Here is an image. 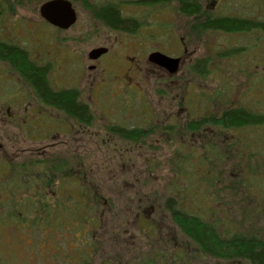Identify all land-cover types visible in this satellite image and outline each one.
I'll list each match as a JSON object with an SVG mask.
<instances>
[{"label":"flooded vegetation","instance_id":"flooded-vegetation-1","mask_svg":"<svg viewBox=\"0 0 264 264\" xmlns=\"http://www.w3.org/2000/svg\"><path fill=\"white\" fill-rule=\"evenodd\" d=\"M70 1L76 10L77 21L68 29L54 26L41 17L44 22L56 28L58 33L73 28L79 20L80 10L74 0ZM133 1L148 8L163 0H83L84 31L88 32L87 28L89 31L94 28L95 32V27H104L114 32L135 33L140 26L139 20L130 9ZM183 1L177 0L180 13ZM192 2L193 7L200 6L198 0ZM162 6V9L167 8V5ZM178 40L176 37L173 42L177 45ZM88 44L89 51L84 53L78 51L76 44L70 48H59L53 44H50L48 49L40 47V54L56 56L53 64H43L38 59L36 61L31 57L29 50H26L30 60L34 62L32 73H26L22 67L15 65L11 58L3 52L0 53V62L3 63L0 69V99L11 97L9 101L3 102L4 105L0 104V125L14 129L10 135L16 137H9L8 129L0 132L1 163L6 166L15 163L18 167V163L25 157L34 159L38 156L45 157L47 154L83 163L88 154L92 153L97 160L104 161L97 174L103 177L102 171H106L110 175L109 191L114 194L116 201L120 202L114 215L116 217L112 219L115 232L111 235L106 233L104 236L99 234V242H108L110 236L119 235L123 229L131 226L137 232L139 240L134 244L126 241L125 251L118 250L123 253L120 257H135L143 252L167 256L173 250L185 256L197 255L195 243L185 234L160 233L159 218H156L159 214L161 216V213H156V208L171 217L160 202L154 203V196L161 189H147L151 184H147L149 180L145 179L146 172L147 175L151 174L152 162L157 159L146 150L152 149V145L156 143L169 145L176 141L181 151L185 149V155L193 154L196 159L246 161L247 158L254 157L257 162L262 161L264 73L248 75L249 79L244 78L254 82L251 85L246 84L245 87L248 88L241 90L239 102L219 101L210 83H200L206 75L210 76L211 82L214 75L183 71L187 47L179 54H170L156 48L143 59H139L128 55L124 49L121 50L119 45L124 43L120 44L110 38L107 41L96 40ZM0 45H11L15 47V52L18 49L21 53L24 52L21 45L9 43L1 37ZM133 46L135 43H128L129 48ZM97 49L106 51L91 57V52ZM153 52L178 58L177 71L173 72L151 61L149 57ZM67 68L72 71L68 78L63 73ZM7 69L14 71L17 80L27 89H10V93L5 92L4 85L12 76L7 77ZM40 74L43 75L45 89L34 82ZM72 76L74 78L70 79ZM219 81L227 83L225 77L223 81ZM222 83L220 92H226ZM152 84L157 85L154 90L151 89ZM70 96L75 98L74 105L77 108H82L91 115L83 117L82 112L80 115H71L64 100ZM237 111L242 117L239 122H233L232 113ZM119 113L128 114L131 121L119 120ZM248 130H253L254 133L247 134ZM220 142H223V146L215 150ZM251 144L258 145L257 152L252 150ZM137 162L144 164L141 169L145 176L138 173ZM241 164L243 167L245 162ZM127 165L130 167L127 168ZM19 181L22 182L21 178ZM126 211L128 212L124 213ZM107 221L110 223L109 228L111 220ZM172 224L175 226L173 222ZM111 243L110 241L109 245ZM100 249V258L105 256L109 262L114 261L115 257L107 253V248Z\"/></svg>","mask_w":264,"mask_h":264},{"label":"rangeland","instance_id":"rangeland-1","mask_svg":"<svg viewBox=\"0 0 264 264\" xmlns=\"http://www.w3.org/2000/svg\"><path fill=\"white\" fill-rule=\"evenodd\" d=\"M45 1L47 0H0V37L9 43H17L24 49L29 50V53L32 54L31 57L33 56L34 58H32L36 61L37 59L40 60L43 64L48 62L53 64L55 62L56 56L54 57L51 54L49 57L39 52L40 47L48 49L50 44L59 48L65 46L70 48L76 44L78 51L84 53L85 51H89L90 46L88 43L96 40L107 41L110 38L120 44L124 43L119 45V47H122L121 50L124 49L128 55L136 56L139 59H143L144 56H147L156 48L170 54H179L183 52L184 47H187L188 53L183 71L187 73L194 72V65L198 68V62L205 61L204 67L207 71L209 69V74L214 75V77L210 82V76L206 75L204 79L200 80V83H210L211 88L214 89L212 91L215 93L216 98L219 101L227 102H239L241 90L248 88L245 87L246 84L251 85L254 82L253 80L247 81L244 78L249 79L248 75L259 72L264 73V31L251 29L231 33L212 29L199 30L195 26V17L191 18L180 13L177 0L157 1V3L148 7L149 9L133 1L130 9L135 18L139 20L140 26L136 30L137 32L135 31L133 34L114 32L104 27H95L97 29L95 32L93 31L94 28L90 29V31L87 28L88 32L84 31L85 16L83 15V0H74L81 13L76 25L66 32L58 33L56 28L44 22L40 16L39 8ZM198 1L212 15H238L253 21L264 18V0ZM162 4L167 5V8L162 9ZM166 23L168 24L165 25ZM176 37L177 40L180 37L183 38V40L177 41V45L173 42ZM129 42L130 44L135 43V46L129 48ZM2 66L3 63L0 62V69ZM69 69L67 68L63 72L67 78L72 73ZM6 71L8 78L12 76L4 85V88H6L4 89L5 92L10 93V89H27L20 80H17V75L14 71L10 69ZM224 77L227 80L226 84L219 81V79L223 81ZM73 78L74 76L70 77V79ZM221 83L225 86L227 93L220 92L222 90ZM156 87V84H152L151 89L154 90ZM10 98H5V100L0 99V104L4 105L3 102L9 101ZM160 108H162L161 105ZM118 116L119 120L131 121L130 116L126 113H119ZM7 129L8 136L16 139L14 135H10L11 131H15L14 129L10 127L5 128L0 125V132ZM253 133V130L247 131V134ZM175 142L169 145H158L156 143L152 145V149L146 150L157 159L151 165L153 168L151 174L147 175L146 172L145 179L149 180L147 184H151V186H147L148 191H152L153 188L150 187H154L155 189H161L158 191L161 194L163 189L166 190V188L171 187V183L176 181V176L171 171L173 169L168 166L170 164L166 160L170 158L169 156L175 155L176 161L180 162V153L185 155V149L181 151L178 142ZM218 145L215 150H219L220 146H223V142L218 143ZM251 147L253 151H258V145L251 144ZM91 157L98 163V173L103 163L101 164L92 153H89L88 158ZM216 162L217 166H215L214 171L218 176L214 174V176L207 175L203 178L205 182L202 181L203 187L208 188L203 189L204 195L206 194L209 201L208 204L211 203L210 205L214 206V212L208 214L209 218L212 219L211 222L216 224L221 230L226 231L224 219L227 218L229 220V217H231L233 222H238V225L244 231L250 232L252 229H256V232L264 234V159L257 162V160H254V157L247 158L246 161L219 158ZM242 162H245L243 167ZM142 166H144L143 163L137 162L138 173L140 176H145L141 169ZM129 167L130 165H127V168ZM102 180L104 181V179ZM186 180L181 177L176 185L182 186ZM209 180H212L214 185ZM125 191L127 192V190ZM170 193L167 189L166 196H169ZM109 196H114V194ZM118 205H120V202H117ZM156 211V213H161V216L159 214L156 218H159L158 222L161 226V234H165L166 232L180 234L170 221V218L160 208H156ZM107 220L102 224L103 227L99 231L103 236L106 233L107 235H111L115 232V229L112 228L114 220H111L109 228L110 223ZM125 225L126 223L123 219L124 228ZM125 230L123 229L119 235H114L115 237L110 236L108 242L101 240L99 244L101 248H107L108 254L118 257L117 262L119 263L123 258L120 257V254L123 253L118 250L125 251L124 243L130 241L131 244H134L139 240L134 228L127 226ZM45 234L47 235L45 238L42 235L31 238V236L26 235L25 231H19L18 227L15 228V232L13 233H5V230L0 227V264H82L83 258L79 256L82 252L83 254L86 253L84 245L83 250H81V246L79 248V243H77L78 248L75 250L76 243L72 242L69 238L70 242L65 241V238L55 241L57 236L54 232L48 231ZM110 241L112 243L109 245ZM113 243L115 244L113 245ZM69 250H72L71 255L65 256V258L69 257L70 262L69 260L64 261V253L62 252ZM100 253L101 249H99ZM193 256L195 257L191 259L192 264H225L223 260L211 258L203 253L193 254Z\"/></svg>","mask_w":264,"mask_h":264},{"label":"trees","instance_id":"trees-1","mask_svg":"<svg viewBox=\"0 0 264 264\" xmlns=\"http://www.w3.org/2000/svg\"><path fill=\"white\" fill-rule=\"evenodd\" d=\"M193 6L191 0H184L181 4L182 14L195 17L194 23L199 30L212 29L231 33L251 29L264 31V18L253 21L238 15L217 16L212 15L201 3L198 8ZM193 14L195 15L192 16ZM14 48L11 45H0V53L11 58L26 73H32L34 62L30 60L26 49L25 54L19 49L15 52ZM204 63L205 61L198 62V68L194 65V71L209 73ZM34 82L45 89L42 74ZM64 100L71 115H80V112L83 117L91 115L74 105L73 96ZM232 115L233 122H239L242 117L238 111ZM180 157V162L176 161L175 155L166 160L173 169L171 171L176 176V181L171 183V187L163 189L164 193L156 192L154 203L160 202L180 234L192 239L198 250L197 254L203 253L211 258L221 259L225 264H264V234L256 232V229L244 231L231 217L229 220L224 219L227 230H221L208 216L214 212V206L208 204L206 194L204 195V190L208 188H204L202 183L205 182L204 176L217 175L214 171L217 162L196 159L190 153H180ZM23 159L18 167L15 163L6 166L0 161V227L5 233H13L18 227L19 231H25L31 238L39 235L45 238V233L52 231L57 236L55 241L65 238L67 242L71 240L76 243L75 250L78 248L77 243L81 250L84 245L86 253L82 252L79 256L83 258L82 264H192L191 259L195 256H185L175 250L167 256L143 252L135 257H123L120 263L117 262L118 257L112 262L105 256L100 258V228L108 215V220H112L118 210L115 197L109 196L112 195L109 191L110 175L106 171H102L103 177L97 174L98 163L93 157L87 158L83 163L71 158L63 160L52 154ZM181 177L187 179L184 185H176ZM20 178L22 182L19 181ZM209 182L214 185L212 180ZM167 189L169 193L172 191L169 196H166ZM142 227H145L144 223ZM71 252L72 250L62 252L64 261L70 262L69 257L65 256L71 255Z\"/></svg>","mask_w":264,"mask_h":264},{"label":"water","instance_id":"water-1","mask_svg":"<svg viewBox=\"0 0 264 264\" xmlns=\"http://www.w3.org/2000/svg\"><path fill=\"white\" fill-rule=\"evenodd\" d=\"M40 16L50 24L68 29L77 21V13L70 0H47L39 8ZM105 49H97L91 52V57H96L105 52ZM150 60L162 66L169 68L171 71H177L179 59L165 55L161 52L150 54Z\"/></svg>","mask_w":264,"mask_h":264}]
</instances>
